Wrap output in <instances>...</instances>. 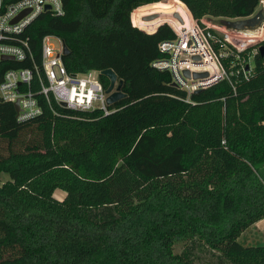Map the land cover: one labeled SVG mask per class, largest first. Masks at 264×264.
Listing matches in <instances>:
<instances>
[{"label": "trees", "instance_id": "obj_1", "mask_svg": "<svg viewBox=\"0 0 264 264\" xmlns=\"http://www.w3.org/2000/svg\"><path fill=\"white\" fill-rule=\"evenodd\" d=\"M157 1L64 0L62 16L40 14L17 36L31 57L0 63V82L33 62L41 74V39L53 34L68 72L96 73L107 88L100 71L111 68L125 94L107 114L69 108L45 99L33 70L41 114L18 122L0 101V264H264V244L237 240L264 218V56L253 55L248 78L233 67L234 85L187 94L151 65L173 30L131 22ZM179 1L198 23L247 17L264 2Z\"/></svg>", "mask_w": 264, "mask_h": 264}, {"label": "built area", "instance_id": "obj_2", "mask_svg": "<svg viewBox=\"0 0 264 264\" xmlns=\"http://www.w3.org/2000/svg\"><path fill=\"white\" fill-rule=\"evenodd\" d=\"M26 10L22 17L14 21ZM46 12L62 16L64 0H0V63L4 60L22 61L31 57L27 40L17 42V36L40 14ZM161 23H167L174 36L159 43V49L165 56L155 59L151 65L168 71L172 83L187 94L223 79L234 85L235 82L231 79L233 67L235 72L242 74L244 78L250 76L253 67L251 58L259 51V41L263 39L260 31L253 34L215 25L204 26L192 17L185 20L171 16ZM161 23L154 29L150 26L140 28L138 23L135 25L151 33ZM53 38L58 45L52 43ZM249 48L251 50L248 58H240L239 52ZM62 50V39L53 34H46L41 39V74L34 62L33 69L9 68L4 71L0 82V101L14 103L18 100L19 110L16 111L18 122L32 119L42 112L41 104L30 87L33 70L37 75L39 91L47 101L52 97L54 101L61 105L65 103L69 108L85 110L98 108L104 114L110 112L106 103L105 88L97 75L94 76L93 72L85 74L68 72L62 60ZM3 56H10L12 59H3ZM229 58L232 59L228 61ZM184 70H188L190 76H185ZM194 72H205L206 75L194 78L192 76Z\"/></svg>", "mask_w": 264, "mask_h": 264}, {"label": "rangeland", "instance_id": "obj_3", "mask_svg": "<svg viewBox=\"0 0 264 264\" xmlns=\"http://www.w3.org/2000/svg\"><path fill=\"white\" fill-rule=\"evenodd\" d=\"M170 2L171 4L172 3V0H166L165 2H162L161 0L160 1H157V2H154V3H168ZM154 3H150V4H154ZM181 4L183 5L182 7H184L185 10H178L177 8V5L178 4ZM150 4H146V5H142V6H139L137 8H135L132 12H131V15H130V18H131V22L133 25L137 24L135 23V21H138L140 19L141 20V23L142 21L143 22H149V21H152V23H149V24H144V25H139L140 28H143V27H148L150 26L151 28L154 29V27L158 24V23H161V22H165L167 21V19L171 16H174L175 13H177L180 17V19H189L191 18V14L189 12V10L187 9V7L181 3L179 0H176V4H174L175 6H169V5H166L164 6V4H161L159 6V8L157 9H154L152 10L151 8H147L148 5ZM263 4L264 2L262 1L259 6L256 8V11L250 15V16H247V17H240V18H250L252 16H254V14L259 10V9H262L263 7ZM143 8V11H139V9ZM138 9V10H137ZM169 12H162V13H157L156 10H161V11H165V10H169ZM179 9H180V6H179ZM142 14V15H141ZM154 14H157L156 17L154 18H151V19H145L147 16H153ZM143 17V18H142ZM193 18V17H192ZM208 17L206 18H202L201 19V24H203L205 26L208 25V26H212L213 27V24L212 22H209L207 20ZM222 19H227V20H236L238 18H212V20H216V21H220ZM155 21V22H153ZM134 22V23H133ZM136 26V25H135ZM247 26V25H246ZM139 28V27H138ZM245 29H249V27H246ZM250 30V29H249ZM262 33V38L264 36V30L263 28L261 29L260 31ZM52 43H54L55 45H58L57 44V41L55 38H53L52 40ZM261 41L262 39L259 41V44L261 45ZM94 76H96V74L94 73ZM7 174L6 173H3L1 174L0 176V181L3 182L4 180L7 179ZM65 192L61 189H56L54 191V196L58 199H62L63 196H64ZM258 222V221H257ZM253 223L252 225H250L248 228H246L244 231H242V233L240 234V236L238 237V241L243 243V244H251V245H256V244H264V220L258 222V223ZM182 249V245L180 243L176 244L175 247H174V250L175 252H180Z\"/></svg>", "mask_w": 264, "mask_h": 264}, {"label": "water", "instance_id": "obj_4", "mask_svg": "<svg viewBox=\"0 0 264 264\" xmlns=\"http://www.w3.org/2000/svg\"><path fill=\"white\" fill-rule=\"evenodd\" d=\"M161 1L165 2L166 0H161ZM46 8H49V6H46ZM26 12H27V10L22 12L21 14H19L14 19V21H17ZM156 16H157V14H154L153 16H147L145 19H151V18H154ZM174 16L176 18L180 19L179 15L177 13H175ZM207 20L209 22H212L213 25L218 26V27H223V28H226L229 30L242 31V32H248V33L256 34L259 31H261V29L264 26V4H263L262 9H259L254 14V16H252L250 18H238L236 20L222 19L220 21L212 20V18H207ZM246 27H249L250 30L245 29ZM68 51L69 50H68L67 46L63 43L62 54L65 55L68 53ZM259 51H260V54L262 56H264V46L263 45L259 46ZM2 58L3 59H12V57H10V56H3ZM100 73L103 74L104 76H106L109 80V84H108L107 88H105V93L107 94L106 103L108 105L115 103L119 99L125 97V94L121 90L123 82L121 79H118L116 73L111 68L104 69V70L100 71ZM183 73L187 77L190 76L188 70H184ZM205 75H206L205 72H202V73L194 72L192 74V76L194 78L203 77ZM173 85L176 86L175 84H173ZM198 91L199 90H196L194 92H198ZM62 105L65 106V103H62ZM13 106L15 108V111L19 110L18 100H16L13 103Z\"/></svg>", "mask_w": 264, "mask_h": 264}, {"label": "bare ground", "instance_id": "obj_5", "mask_svg": "<svg viewBox=\"0 0 264 264\" xmlns=\"http://www.w3.org/2000/svg\"><path fill=\"white\" fill-rule=\"evenodd\" d=\"M178 5H181V4H178ZM181 6H183V5H181ZM183 8H184V7H183ZM183 10H185V9H183ZM142 23H152V21H149V22H146V21H145V22H143V21H142ZM139 25H141V22H140V24H139Z\"/></svg>", "mask_w": 264, "mask_h": 264}, {"label": "crops", "instance_id": "obj_6", "mask_svg": "<svg viewBox=\"0 0 264 264\" xmlns=\"http://www.w3.org/2000/svg\"><path fill=\"white\" fill-rule=\"evenodd\" d=\"M262 220H264V218H262V219L258 220V222H260V221H262ZM256 222H257V221H256ZM256 222H255V223H256ZM258 222H257V223H258Z\"/></svg>", "mask_w": 264, "mask_h": 264}]
</instances>
